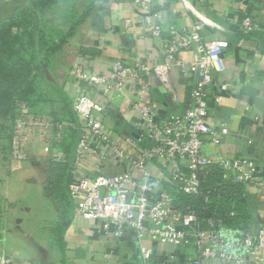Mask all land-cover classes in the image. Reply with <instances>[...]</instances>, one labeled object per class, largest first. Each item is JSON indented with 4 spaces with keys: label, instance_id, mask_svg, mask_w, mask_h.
<instances>
[{
    "label": "built area",
    "instance_id": "obj_1",
    "mask_svg": "<svg viewBox=\"0 0 264 264\" xmlns=\"http://www.w3.org/2000/svg\"><path fill=\"white\" fill-rule=\"evenodd\" d=\"M132 1L141 9L152 37L167 30L165 59L156 64H131L118 59L104 71L91 70L82 62L75 67L73 75L79 89L70 100L80 137L69 182L75 214L108 220L116 226L117 234L135 230L147 261L152 259V251L143 241L150 240L178 248L191 247L194 253L177 264H264V220L257 229L248 231L235 230L215 220L203 227L196 211L177 208L163 185L164 181L174 182L187 194L198 193L200 172L212 164L223 168L225 176L235 181L264 185L253 159L223 154L217 149L211 153L204 150L207 137L217 145L229 134L226 124L217 129L210 123L209 88L226 91L231 84L217 79V73L225 69L222 54L228 39L205 40L200 32L209 25L229 36L253 32L264 35L263 28L251 15H246L238 27L223 28L199 10L197 4L203 0H177L198 17L196 25L190 29L177 25L166 28L163 13L155 10L158 0ZM184 50L194 52L190 63L178 58ZM175 67L196 78L192 101L184 114L170 112L165 119L150 91L153 78L158 77L169 90L171 105L179 104L181 98L171 80ZM82 81L88 82L87 90L80 87ZM128 101L139 112L133 125L137 135L116 133L109 122L110 109ZM246 109L250 106L246 105ZM67 127L65 122L35 114L21 104L11 157L34 164L31 153L40 149L56 161H66L67 154L59 144L64 141ZM108 166L122 170L109 173ZM0 264L14 261L1 251Z\"/></svg>",
    "mask_w": 264,
    "mask_h": 264
},
{
    "label": "crops",
    "instance_id": "obj_2",
    "mask_svg": "<svg viewBox=\"0 0 264 264\" xmlns=\"http://www.w3.org/2000/svg\"><path fill=\"white\" fill-rule=\"evenodd\" d=\"M32 0H0V22L14 18L30 7ZM249 3L246 0H203L199 10L223 28L238 27L246 15H251L264 30V0ZM155 10L164 15V24L190 29L198 17L177 0H158ZM43 28L57 34L70 32L61 49L51 54L45 65L43 86L56 101L59 109L63 99H71L79 85L74 78L78 63L89 69L104 71L114 60L126 63L149 62L156 64L165 59L169 35L164 30L159 37H152L147 30L141 9L132 0H63L48 2L43 8ZM205 40L228 39L222 54L225 69L217 79L229 82L230 89L209 88V120L220 129L229 127V134L214 145L207 137L204 150L215 149L223 154L245 155L257 164L258 174L264 180V36H229L213 26L201 31ZM82 48L96 50L83 52ZM178 58L185 63L194 59L192 50H184ZM195 77L179 68L171 71L172 87L181 102L178 114H184L192 101ZM80 87L87 90L88 82ZM151 98L158 103L163 118L170 113L169 90L162 81L153 78ZM65 100V99H64ZM246 105L250 109H246ZM139 112L128 101L115 105L109 111L110 125L116 133H132ZM259 117V120H255ZM32 164L38 175L11 179L15 164L23 161L0 157V252L13 258L14 264H177L194 251L190 247L178 248L150 240L143 241L152 251V259L145 260L141 243L133 229L117 234L116 226L102 218H86L75 214L73 198L72 216L61 214V208L48 193V171L42 150L31 153ZM39 161L40 164H36ZM45 162V167L40 165ZM20 167V165L18 166ZM107 172H120L122 168H106ZM26 186L38 187V197L25 199ZM251 202L252 229L264 220V185L251 182L246 185ZM47 198L56 210L48 217L43 212ZM69 218V219H68Z\"/></svg>",
    "mask_w": 264,
    "mask_h": 264
},
{
    "label": "trees",
    "instance_id": "obj_3",
    "mask_svg": "<svg viewBox=\"0 0 264 264\" xmlns=\"http://www.w3.org/2000/svg\"><path fill=\"white\" fill-rule=\"evenodd\" d=\"M50 1L57 0H32L30 7L23 9L18 16L0 22V157L7 159L11 156L15 121L21 104H25L35 114H50L54 121L67 123L64 141L59 146L66 152L68 159L56 161L47 155L46 164L48 193L61 208V214L71 217L73 205L69 182L80 130L71 100L64 98L63 106L56 110L54 100L42 83L45 65L51 54L61 49L70 35V32L57 34L43 28V8ZM63 1L70 3L75 0ZM252 1L256 0H246L249 5ZM248 35L264 36L257 32ZM82 51L96 52L89 48H82ZM49 104L51 113L47 115L40 112L43 106ZM178 105L174 109L170 107V112L178 114ZM200 177V190L195 194L183 192L174 182H163L177 208L196 211L203 227L210 225L209 220H215L235 230H252L251 202L246 184L235 181L232 176H225L224 169L215 164L203 168Z\"/></svg>",
    "mask_w": 264,
    "mask_h": 264
},
{
    "label": "rangeland",
    "instance_id": "obj_4",
    "mask_svg": "<svg viewBox=\"0 0 264 264\" xmlns=\"http://www.w3.org/2000/svg\"><path fill=\"white\" fill-rule=\"evenodd\" d=\"M55 103H56V101H54V104H53L55 109L60 110L59 106ZM40 112H44L48 115V113H51V105L49 104V105L43 106L42 109L40 110ZM58 112L60 114V111H58ZM48 117L51 118L50 114ZM17 162H20V161H17ZM19 165H20V167H18ZM15 166L16 167H14L13 170L11 171V179L12 180L19 181V179H17V178L23 177L24 179H26L27 176L31 177V176H37L38 175L37 167L33 166L29 160L22 162V164L16 163ZM40 167L44 168L45 162H43L40 165ZM24 188H27L24 190V192L26 194L25 199H27L28 201H32L35 198V196L38 197V194H36V192H35L39 189L38 187L35 188L33 186H26ZM39 191L41 192V189H39ZM47 201H48V206L44 207L43 212L44 213L47 212L48 217L51 218L52 216H54L56 210L54 209V207L52 205V201L48 198H47Z\"/></svg>",
    "mask_w": 264,
    "mask_h": 264
}]
</instances>
